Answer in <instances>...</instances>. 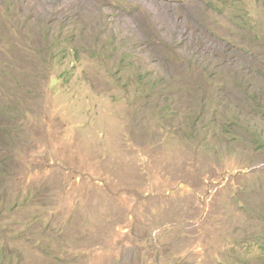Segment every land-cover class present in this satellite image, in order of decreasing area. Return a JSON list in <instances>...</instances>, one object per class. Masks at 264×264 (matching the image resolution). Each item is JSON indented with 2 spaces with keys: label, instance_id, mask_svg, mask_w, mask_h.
Here are the masks:
<instances>
[{
  "label": "rangeland",
  "instance_id": "374dc122",
  "mask_svg": "<svg viewBox=\"0 0 264 264\" xmlns=\"http://www.w3.org/2000/svg\"><path fill=\"white\" fill-rule=\"evenodd\" d=\"M0 264H264V0H0Z\"/></svg>",
  "mask_w": 264,
  "mask_h": 264
}]
</instances>
